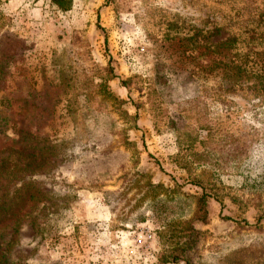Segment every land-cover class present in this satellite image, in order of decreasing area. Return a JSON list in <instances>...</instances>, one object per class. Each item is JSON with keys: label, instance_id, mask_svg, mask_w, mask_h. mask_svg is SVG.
<instances>
[{"label": "rangeland", "instance_id": "1", "mask_svg": "<svg viewBox=\"0 0 264 264\" xmlns=\"http://www.w3.org/2000/svg\"><path fill=\"white\" fill-rule=\"evenodd\" d=\"M70 1L0 0V204H41L9 262L186 264L161 236L191 222L193 264H264V88L206 49L264 0Z\"/></svg>", "mask_w": 264, "mask_h": 264}, {"label": "trees", "instance_id": "2", "mask_svg": "<svg viewBox=\"0 0 264 264\" xmlns=\"http://www.w3.org/2000/svg\"><path fill=\"white\" fill-rule=\"evenodd\" d=\"M54 5L60 9L67 11L70 7V0H51ZM264 13L256 15L250 22H248L242 32L243 38L237 36L230 37L225 41H218L214 43L210 41L212 38L218 36L222 29H215L211 35L208 36L209 54L214 57L208 72H220L224 81L232 85L251 84L254 87L264 88V31L261 29L259 23L262 22ZM196 42L199 43L198 38ZM239 43V44H238ZM240 48L238 50L237 48ZM235 51V52H234ZM4 102L9 103L8 100ZM18 153L29 158L28 154L18 149ZM45 163V162H44ZM29 167V164L26 166ZM19 199H23L22 203L15 204H0V264H11L9 262L10 252L12 250L14 238L18 234V227L20 223L31 217V215L39 209L40 205L34 204V200L39 198V192H33L32 186L24 185L22 188L16 190ZM208 198L209 195L203 193L198 197V209L194 220L203 224L208 222ZM167 235L161 236L169 242L173 243V250L170 251L169 257H165V262H185L186 264H193L191 258L186 259V252L189 249L195 250L199 244L202 232L194 228L191 222H180L175 225L168 226ZM5 230H10L8 234L9 241L4 243Z\"/></svg>", "mask_w": 264, "mask_h": 264}, {"label": "crops", "instance_id": "3", "mask_svg": "<svg viewBox=\"0 0 264 264\" xmlns=\"http://www.w3.org/2000/svg\"><path fill=\"white\" fill-rule=\"evenodd\" d=\"M99 220V219H98ZM107 220V219H106ZM133 262H135V261H133ZM132 264H135V263H132Z\"/></svg>", "mask_w": 264, "mask_h": 264}]
</instances>
